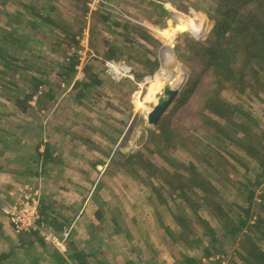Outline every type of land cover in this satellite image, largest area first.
<instances>
[{"label": "trees", "instance_id": "1", "mask_svg": "<svg viewBox=\"0 0 264 264\" xmlns=\"http://www.w3.org/2000/svg\"><path fill=\"white\" fill-rule=\"evenodd\" d=\"M65 1L79 14L70 27L64 25L65 17L56 6L59 0H0V103L30 118L25 129L32 135L48 132L42 118L53 108L63 86L74 78L77 57L69 53L78 47L76 38L87 24L89 47L102 61L122 60L132 66L130 91L160 66L156 52L161 44L146 27L110 12L106 5L93 12L88 23L87 0ZM144 4L146 18L153 24L164 22L169 15L162 0H145ZM9 5L17 9L10 12ZM189 7L204 12L214 28L203 41L185 35L174 47L180 62L200 72L169 113L158 120V133L149 131L193 160L181 161L157 149L163 162L170 164L169 169L140 156L156 181L152 192L157 202L169 213L168 225L161 223L160 216L158 221L173 242H187L193 248L179 264H223L225 260L226 264H264V113L263 121L252 114L256 102L264 103V0H189L184 9ZM9 18L16 23L10 24ZM41 39L48 47L65 46L58 59L45 66L48 70L34 57H38L36 44ZM84 73L83 80L74 81L73 93L63 98L80 109L100 94L103 83V71L98 68L86 67ZM46 137L35 141L26 159L13 157L25 168L21 176H46L60 163L59 149ZM8 140L0 132L1 159L10 156ZM191 146L204 149V155L192 152ZM11 162L0 161V172ZM52 204L43 192L37 224L60 233L68 222L55 214ZM21 235L29 244L44 246L37 231ZM225 246L233 249L230 255ZM69 248L73 262L89 264L85 253L72 243ZM11 255L0 254V264ZM56 259L66 263L61 256Z\"/></svg>", "mask_w": 264, "mask_h": 264}, {"label": "rangeland", "instance_id": "2", "mask_svg": "<svg viewBox=\"0 0 264 264\" xmlns=\"http://www.w3.org/2000/svg\"><path fill=\"white\" fill-rule=\"evenodd\" d=\"M144 1L104 0L102 5L110 8V12L146 27L160 42L161 46L156 52L160 61L157 71L137 83L133 91H130L128 82L134 80L113 81L103 72L100 94L92 102L84 103L82 109L63 100L64 96L73 93L72 85L76 81L74 75L72 82L63 86L53 108L41 121L43 125H47L46 135L59 149L56 154L60 163L46 176L20 175L23 179L21 186L39 188L41 195L46 192L53 203L55 214L67 220L65 228H71V232L65 252L61 254L45 243L44 246L39 243L29 244L25 235L13 232L2 214L3 200L8 197L11 189L7 190L0 180V254L12 253L3 264H60L57 256L63 257L65 264H76L69 258L72 254L70 243L88 256L89 264H179L185 254H192L193 248L188 247L187 242H173L159 223L158 216L163 225H168L169 213L165 206L157 202L152 192L156 181L151 170L143 165L140 156L157 165L164 164L169 169L170 164L163 162L157 149L181 161L193 159L179 148L166 146L160 137H152L149 131L157 134V123H149L147 115L137 103H142L150 112L156 102H145V98L159 90L160 82H163V89L170 86L171 89L180 90L161 117L169 113L192 78L200 72L199 69L193 71L187 64L180 62L174 47L185 35L205 40L212 32L214 22L209 21L204 12L195 11L191 7L184 9L189 6V0H162L169 15L164 22L157 23L165 27H157V24L147 21L148 8ZM56 6L65 17L64 25L72 26V19L79 14L68 1L59 0ZM8 9L13 12L17 7L9 5ZM189 19L201 27V33L194 34L183 27L182 24ZM86 20L89 23V19ZM8 22L16 23L14 18H9ZM169 28L176 33L172 40H168L162 33ZM99 45L101 46L100 42ZM64 47V44L48 47L41 39L36 44L38 57H34L41 67L46 68L50 60L58 59L60 50ZM167 50L172 53L173 62H166ZM94 54L96 59L89 67L103 71V61L95 52ZM226 99L235 103L230 98ZM2 100L3 96L0 94V102ZM263 113L264 103L256 102L252 110L253 116L263 121ZM30 122V118L19 116L12 107H5L0 103V132L9 139L11 151L10 156L0 158V161H13L4 171L7 178L11 176L12 169L18 172L25 169L15 163L14 156L26 159L27 153L34 148L35 141L47 139L46 135H32L29 129H25ZM190 148L195 154L204 155V149L195 150L193 146ZM244 168L242 166L241 169ZM75 203L76 208L80 207L78 212L73 207ZM97 212L102 215L101 219L96 217ZM203 215L209 218L208 212L203 211ZM225 247L226 253L230 255L233 249ZM226 263L225 260L223 264Z\"/></svg>", "mask_w": 264, "mask_h": 264}, {"label": "built area", "instance_id": "3", "mask_svg": "<svg viewBox=\"0 0 264 264\" xmlns=\"http://www.w3.org/2000/svg\"><path fill=\"white\" fill-rule=\"evenodd\" d=\"M104 3V0H87V18L96 12ZM78 47L72 48L69 55L75 54L77 63L74 67L75 80L84 79V69L89 67L96 59V55L89 47V28L83 30L76 38ZM104 74L113 81L134 80L132 67L125 61H103ZM41 198L39 188L30 185L20 186L11 191L3 200L2 214L8 220L13 232L17 235L38 232V236L47 245L53 246L61 254L65 252L66 242L69 239L71 228H64L60 233L50 226L40 227L38 206Z\"/></svg>", "mask_w": 264, "mask_h": 264}, {"label": "bare ground", "instance_id": "4", "mask_svg": "<svg viewBox=\"0 0 264 264\" xmlns=\"http://www.w3.org/2000/svg\"><path fill=\"white\" fill-rule=\"evenodd\" d=\"M183 27L186 29V30H191L194 34H199L201 33V27H199L193 20L189 19L187 22H185V24H182ZM191 32V33H192ZM164 37H166L168 40H172L176 33L173 29H166L164 31H162ZM174 61V58L172 56V53L167 50L166 52V62H173ZM160 89L156 90L155 92L149 94L146 98H145V102H149L150 100L152 101H155L156 104H155V107L158 106L165 98H166V95H165V89H171L172 87L170 86H165L164 89H163V82H160ZM163 89V90H162ZM137 105L141 108V110L148 116L152 111L153 109L148 112V109L146 106H144L142 103H137Z\"/></svg>", "mask_w": 264, "mask_h": 264}, {"label": "water", "instance_id": "5", "mask_svg": "<svg viewBox=\"0 0 264 264\" xmlns=\"http://www.w3.org/2000/svg\"><path fill=\"white\" fill-rule=\"evenodd\" d=\"M180 90L177 89H165L166 98L156 107L153 108V111L147 116V120L151 124H156L161 117V115L165 112L171 101L177 96V93Z\"/></svg>", "mask_w": 264, "mask_h": 264}, {"label": "crops", "instance_id": "6", "mask_svg": "<svg viewBox=\"0 0 264 264\" xmlns=\"http://www.w3.org/2000/svg\"><path fill=\"white\" fill-rule=\"evenodd\" d=\"M149 23H153V21H150V20H147ZM11 176L9 177L8 176V178L6 177L7 176V174L5 173V172H0V180H2V183L1 184H4L3 186H6V189L8 190H10L11 189V191L12 190H14V189H16V188H18L19 186H21L22 185V181H23V179H22V177L20 176V172H18V171H11ZM18 178V179H17ZM1 182V181H0ZM0 184V185H1ZM21 184V185H20ZM76 206V203H75V205H73V207H75ZM72 207V208H73ZM76 208V207H75ZM78 210L80 211V207H78L77 206V208H76V212H78ZM38 258V257H37Z\"/></svg>", "mask_w": 264, "mask_h": 264}]
</instances>
